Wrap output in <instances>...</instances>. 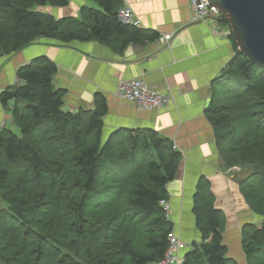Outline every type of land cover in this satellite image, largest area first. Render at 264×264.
<instances>
[{
  "label": "trees",
  "instance_id": "16d2710c",
  "mask_svg": "<svg viewBox=\"0 0 264 264\" xmlns=\"http://www.w3.org/2000/svg\"><path fill=\"white\" fill-rule=\"evenodd\" d=\"M90 1L97 8L83 7L80 18L56 19L38 8L68 0H0V57L39 38L108 46L156 40L119 21V0ZM230 37L235 54L213 84L206 114L223 162L248 167L237 183L262 222L244 226L242 252L249 264H264V68L239 54ZM56 72L50 60H33L17 71L18 86L1 95L4 104L14 102L19 134L0 132V264H157L173 232L160 201L180 153L149 130L120 129L103 139L106 99L95 95L90 111L64 110V91L52 85ZM213 201L201 181L192 212L202 239L183 264H238L228 257Z\"/></svg>",
  "mask_w": 264,
  "mask_h": 264
},
{
  "label": "crops",
  "instance_id": "0c3cea01",
  "mask_svg": "<svg viewBox=\"0 0 264 264\" xmlns=\"http://www.w3.org/2000/svg\"><path fill=\"white\" fill-rule=\"evenodd\" d=\"M119 1L121 7L131 9L141 31L157 38L173 34L169 45L159 46L156 40L113 46L98 41L63 44L39 38L14 54L0 57V132L19 134L12 123L14 102L4 104L1 99L3 92L18 86L19 68L38 58L50 60L57 67L52 85L64 91V110L90 111L95 95L106 99L103 139L120 129L149 130L170 140L180 153L175 178L166 186L169 222L185 244L180 257L202 239L192 211L193 197L203 181L214 208L221 213V234L228 256L241 264L243 228L248 224L259 227L261 221L247 206L235 176L223 162L206 114L213 84L235 54L232 38L225 35L230 29L220 23V35L208 23L193 21L190 0ZM83 7L96 9L97 5L90 0H68L66 7L38 10L56 19L80 18ZM118 37L119 41L123 39ZM119 45L122 47L118 51ZM131 79L143 80L159 92L170 94L171 101L160 110H138L117 96L118 85Z\"/></svg>",
  "mask_w": 264,
  "mask_h": 264
},
{
  "label": "built area",
  "instance_id": "2783aa9c",
  "mask_svg": "<svg viewBox=\"0 0 264 264\" xmlns=\"http://www.w3.org/2000/svg\"><path fill=\"white\" fill-rule=\"evenodd\" d=\"M190 7L193 21L206 22L212 27L214 33L222 35L219 24L223 16L215 7L210 6L207 0H190ZM118 19L124 25L140 27V22L128 7H121L118 11ZM230 33L231 31L225 33V35H230ZM172 38L173 34H166L158 37L156 41L159 46L165 47L169 45ZM117 96L122 100L133 103L138 110L143 111L160 110L171 101L170 94L161 93L147 85L143 80L137 79L121 82L117 87ZM160 206L165 219L170 221V208L167 201L161 200ZM183 249H185V244L172 232L168 237V248L164 257L157 264H183V257H180V252Z\"/></svg>",
  "mask_w": 264,
  "mask_h": 264
},
{
  "label": "water",
  "instance_id": "95a60500",
  "mask_svg": "<svg viewBox=\"0 0 264 264\" xmlns=\"http://www.w3.org/2000/svg\"><path fill=\"white\" fill-rule=\"evenodd\" d=\"M227 21L237 51L264 68V0H207Z\"/></svg>",
  "mask_w": 264,
  "mask_h": 264
},
{
  "label": "rangeland",
  "instance_id": "374dc122",
  "mask_svg": "<svg viewBox=\"0 0 264 264\" xmlns=\"http://www.w3.org/2000/svg\"><path fill=\"white\" fill-rule=\"evenodd\" d=\"M228 167L230 168L231 174H233L235 176L236 182L238 181L239 178H243V177H245L247 175V171H248V167L247 166L245 167V166H242V165H233V166H228ZM3 206L7 207L6 203L3 204ZM255 217H256L257 221H261L262 222V217L261 216L256 215ZM241 264H249V262H248V260H247V258L245 256H244V260H243V262Z\"/></svg>",
  "mask_w": 264,
  "mask_h": 264
}]
</instances>
